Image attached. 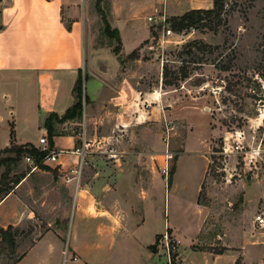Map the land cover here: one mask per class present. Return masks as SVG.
<instances>
[{
	"label": "rangeland",
	"instance_id": "1",
	"mask_svg": "<svg viewBox=\"0 0 264 264\" xmlns=\"http://www.w3.org/2000/svg\"><path fill=\"white\" fill-rule=\"evenodd\" d=\"M190 1L189 6L211 4V0ZM223 18L227 23L219 27L211 26L206 18L196 28L176 32L164 46L159 38L151 36L137 66L139 73H143L137 82L143 90L137 99L142 111L135 118L133 107H129L125 113L126 127L115 125L108 134L103 130L105 114L100 112L96 114L99 128L93 130L99 139L83 148L84 103L88 104V98L83 99L82 115L70 120L80 124L57 126L58 122L53 121L55 132L78 135V148L84 149L86 162L77 171L80 175L90 171L87 188L92 187L89 196L99 204L100 211L104 193L102 187L101 191L94 189L103 184L104 173L116 170L112 178L114 188L123 176V187L117 194L133 205L134 218L141 216L140 211L144 214L145 226L138 230L146 241L160 231L149 246L152 264H168L165 245L160 241L166 226L175 240L173 264H210L209 252L228 250L236 254L239 264H264V227L253 222L262 185L256 178L248 179L249 170L239 154L220 153L228 130L244 128L246 146L255 144L264 133V0H227ZM111 41L115 43V39ZM195 41L198 43L188 47ZM205 44L207 47L201 49ZM131 45L125 40L121 53L133 51ZM163 50L164 64L170 70L168 79L178 77L170 85L161 78ZM185 65L188 76L182 77L180 69ZM99 84L98 79H93L92 86ZM17 93L25 100V92ZM126 97L123 95L121 102L128 107ZM4 106H9V102L0 93V108ZM19 126L21 131H28L27 123L21 122ZM16 150L17 145L0 150V197L16 178H31L6 205L11 212L15 209L14 221L19 225L11 231L14 246L0 232V264L19 262L35 228L43 232L48 223L49 229L59 228L56 220L64 226L68 221L63 241L64 252L68 251L70 229L74 219L81 216L73 207L75 190H69L64 173L55 163L48 161L33 170L26 154L19 155ZM205 156L209 168L202 182ZM135 177L137 191L132 187ZM39 219L44 220L42 224L37 222ZM180 255H185V260L176 258ZM20 264H27V257Z\"/></svg>",
	"mask_w": 264,
	"mask_h": 264
},
{
	"label": "crops",
	"instance_id": "2",
	"mask_svg": "<svg viewBox=\"0 0 264 264\" xmlns=\"http://www.w3.org/2000/svg\"><path fill=\"white\" fill-rule=\"evenodd\" d=\"M105 2L108 10H105ZM210 2L209 6L203 7L189 6L190 0H0V93L9 102V106L0 108V150L26 143L41 148L40 138L43 136L49 141L45 120L51 113L62 117L76 103L74 88L81 75L84 93L89 100L88 104L84 103L82 128L85 137L81 138L85 147L99 139L93 130L99 128L96 114L100 112L105 114L103 130L108 134L115 125L126 127L125 113L129 107H133L135 118L142 111L137 99L143 90L137 82L143 73H139L137 66L141 64L143 46L151 38L148 16L164 6L167 15L179 16L191 9L210 8L213 0ZM99 8L107 12L106 18L111 28L118 30L122 44L125 40L132 42L133 51H139V55L130 57L133 51L127 55L114 51L117 42L112 43V38L106 34ZM176 8L181 11L175 12ZM93 79H98L100 84L92 86ZM17 92H25V100ZM123 95L127 96L125 103H129L128 107L121 102ZM21 122L27 123V132L21 131ZM70 122L67 120L56 125ZM211 132L210 129L209 134ZM53 141L52 149L61 150L58 162L63 165L60 167L57 162L55 166L64 173L69 190H75L73 207L81 216L73 221L66 255L63 241L69 228L68 221L64 226L56 220L59 228L49 229L50 223L43 232L35 228L30 234L33 238L27 252L16 264L26 257L27 264H59L60 260L63 264H152L149 246L160 231L146 241L145 235L138 230L145 226L144 214L140 211L141 216L134 218L133 205L117 194L123 187V176L114 188L112 178L116 170L104 173L103 184L94 189L95 192L101 191L102 187L104 193L103 211H100L99 204L93 203L89 196L92 188H87L90 171L80 175L79 184L75 179L66 181V176H76L80 161V154L76 152L80 149L78 135L55 132ZM205 161L202 182L209 168L207 156ZM30 178L31 175H21L16 178L18 183L11 182L14 187L3 191L0 197L1 228L19 225L14 221L15 209L11 212V207L6 205ZM132 187L138 190L136 177ZM28 219L35 221L36 217ZM41 221L44 220H37L42 224ZM230 251L209 252L210 264H234L236 254ZM180 259L185 260V255H180Z\"/></svg>",
	"mask_w": 264,
	"mask_h": 264
},
{
	"label": "built area",
	"instance_id": "3",
	"mask_svg": "<svg viewBox=\"0 0 264 264\" xmlns=\"http://www.w3.org/2000/svg\"><path fill=\"white\" fill-rule=\"evenodd\" d=\"M147 20L150 22L151 27H153L154 30L156 31L157 36L155 37L159 38L162 46H164L165 43H169L171 41L169 37L174 35L176 32L171 28L170 24L167 22L168 18H167L165 6L162 9L156 8L154 13L148 16ZM164 53L165 52L163 50L162 54L160 55L162 68L165 63ZM166 61H168V59H166ZM149 105L150 104H148V106ZM84 137H85V131L83 134V138ZM245 139H246V131L244 128L239 127L236 130H228L227 135L224 137V144L222 146V149L220 150V153L223 155L239 154L244 166L248 168L249 175H251V178L258 179L260 185H262L260 205L256 210L253 222L254 224H257L258 226L263 228L264 227V133L263 136L259 138V140H257V142L253 145L248 143L246 146L244 144ZM40 143L43 145L40 148L41 150H48L49 141L47 139V136L41 137ZM85 145L86 144L84 141L83 148H85ZM60 151L61 150L55 151L53 149H50L47 155L42 159V163L48 161L52 163H57ZM76 152L80 154V161L78 163V166H80V168L82 169L83 165L86 162L84 149L82 150L77 149ZM25 159L30 165L33 166V170L39 168V164L36 162L34 156L30 154H26ZM58 165L60 167L63 166L59 162ZM252 172H254V175L252 174ZM76 173H78V175H76L75 177L66 176V181L69 182L70 180L75 179L76 184H79L80 172L76 170ZM160 241H162V243L165 245L167 263L173 264L175 258L174 255L175 240L171 239L168 226H166V229L162 234ZM66 253L67 251L65 252V255ZM176 258L179 260V257L176 256ZM74 259H76V257H74Z\"/></svg>",
	"mask_w": 264,
	"mask_h": 264
},
{
	"label": "trees",
	"instance_id": "4",
	"mask_svg": "<svg viewBox=\"0 0 264 264\" xmlns=\"http://www.w3.org/2000/svg\"><path fill=\"white\" fill-rule=\"evenodd\" d=\"M226 1L227 0H213V6L210 8H199V9H191L187 12H185L182 15L179 16H173L171 19L168 18L167 22L169 24H171V28L175 31V32H182L184 30H189L191 28H196V25L198 23H200L201 21L205 20L206 18H209V24L212 26L213 24H215V27H219L220 25H222L223 23H227V20L225 18H223V12L225 11V5H226ZM99 11L102 14L103 17V21H104V29L106 34L111 37L114 38L117 42L116 47L114 48V51L118 54L121 51V38L119 35V32L117 29H112L110 23L108 22L107 18H106V13L99 8ZM208 25V24H206ZM153 30V31H152ZM151 36L155 37L157 36L156 31L153 29H151ZM149 42V40L146 41V43ZM196 43H198L197 41L188 44V47L194 46ZM206 44L205 46H203L204 49L206 48ZM137 50H134L129 56L130 57H135L137 56ZM189 53H192V51L189 49L188 50ZM188 63V62H186ZM187 65V64H186ZM182 66V68L180 69V71L182 72V77H187L188 76V66ZM169 74H170V70L167 67V63L163 65L162 68V76H163V82L164 84H172L175 82V80L178 79V77H174L173 80H169ZM84 78L82 77V75L79 77L74 91H75V95L77 98L76 103L70 107L69 109H67V111L65 112V114L60 117L57 113H51L47 119L45 120V127L48 131V137H49V148L48 150H41L40 148L36 147L35 145H33L32 143H26L23 145H17V153L19 155L22 154H30L32 156H34L36 162L40 165H42V159L47 155V153L49 152L50 149H52L53 145H54V141H53V137L55 136V130H54V122H64L67 120H73L76 118H79L82 115V110H83V99L85 98V100H87V96L84 93ZM241 127V126H238ZM16 183L19 182V180L16 179L15 181ZM13 229L12 225H8L7 228H0V232L1 235L3 237H7L11 243V245H15V240H14V235L11 233ZM152 249L155 248V246H151ZM235 264H239L238 260H236Z\"/></svg>",
	"mask_w": 264,
	"mask_h": 264
},
{
	"label": "water",
	"instance_id": "5",
	"mask_svg": "<svg viewBox=\"0 0 264 264\" xmlns=\"http://www.w3.org/2000/svg\"><path fill=\"white\" fill-rule=\"evenodd\" d=\"M248 179H249V180L251 179V175L248 176Z\"/></svg>",
	"mask_w": 264,
	"mask_h": 264
}]
</instances>
